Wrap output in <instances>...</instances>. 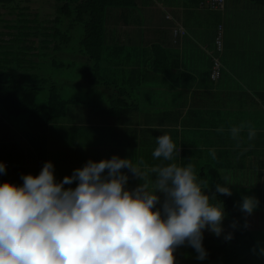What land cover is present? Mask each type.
<instances>
[{"label": "crops", "instance_id": "crops-1", "mask_svg": "<svg viewBox=\"0 0 264 264\" xmlns=\"http://www.w3.org/2000/svg\"><path fill=\"white\" fill-rule=\"evenodd\" d=\"M202 1L137 0L134 7L109 8L101 62L108 77L94 90L90 82L84 96L65 97L71 104L63 117L48 125L43 156L35 153L22 125L0 115V143L15 142L21 151L20 161L6 167L7 180L22 185L23 175H39L47 161L54 164L57 181L88 160L99 162L113 155L156 164V137L165 133L180 150L174 162L193 164L209 192L219 177L241 178V173L261 171L264 10L247 0H225L224 11L203 10ZM180 26L187 34L175 38L173 31ZM220 26L222 76L214 82ZM234 127L240 128L235 138ZM250 128L256 133L252 139ZM138 183L130 178L128 187ZM229 187L239 206L242 198ZM231 224L226 215L225 233H232ZM209 237L223 239L205 230L204 239Z\"/></svg>", "mask_w": 264, "mask_h": 264}, {"label": "clouds", "instance_id": "clouds-1", "mask_svg": "<svg viewBox=\"0 0 264 264\" xmlns=\"http://www.w3.org/2000/svg\"><path fill=\"white\" fill-rule=\"evenodd\" d=\"M239 131L232 129L234 138ZM255 135L250 128L249 139ZM156 143V164L113 155L88 160L57 181L47 161L39 175H23L22 185L0 184V264H177L183 246L195 249L198 260L207 258L205 230L233 239L225 234L227 213L217 199L232 196L230 178L209 192L193 164L174 162L180 150L170 134ZM130 178L139 181L134 188ZM258 206L256 197L245 196L239 208L248 216Z\"/></svg>", "mask_w": 264, "mask_h": 264}, {"label": "trees", "instance_id": "trees-1", "mask_svg": "<svg viewBox=\"0 0 264 264\" xmlns=\"http://www.w3.org/2000/svg\"><path fill=\"white\" fill-rule=\"evenodd\" d=\"M14 1L0 0V9L11 12L18 10L30 12L28 8H20ZM57 1L59 3L57 12L60 16L54 20L41 22V31L38 29L39 26L35 31L28 34L31 38L30 42L32 45H35V48L19 45L20 41H18L17 44L20 51H16L17 54L15 52L17 46L14 48V39L12 37H10V43L9 41H5L9 43L8 46L0 45V108H3L11 116L27 117L25 123L28 129L23 127L21 131L30 141L35 153L39 157L43 156L46 152L48 125L52 121L63 117L71 102L62 97L61 91L55 83H48L49 78L46 80V78L43 79L38 74L30 72L35 69L34 64L30 66L28 62L21 59L28 60L26 57L31 50L38 52L36 53L37 58L40 57L39 51L49 54L62 52L72 42L71 28L80 25L83 31L80 39L82 53L87 57L89 63L92 64L90 70L87 67L83 68L85 70L83 74L85 75L88 72L87 74L90 75L91 79L90 81L89 78L86 80L93 83L97 88L101 85V81L98 80L99 77L97 75H99L98 70L101 68L103 58L106 11L109 8H130L137 5V0ZM247 1L264 10V0ZM13 3L16 5L15 7L11 6ZM22 3H24V0H18V4ZM23 19L20 18V20L16 21V28L24 24ZM60 22L64 23L65 29L62 25L61 29L59 28ZM28 23L35 22L28 21ZM9 35L7 33L6 37ZM33 36H35V39H33ZM58 66L56 65V67ZM45 85H49V89H47V104L43 106L39 103V96L46 89ZM20 154L19 146L15 142L6 141L0 143V162L12 164L19 162ZM5 181H8L6 176L4 174L0 175V184ZM217 182L222 185L224 184V180L220 177L217 179ZM213 184L215 188L216 181H213ZM256 186L258 187V191L260 188V215L264 219V176L258 177ZM217 197L220 201L224 202L227 215L230 217L232 223L236 222L237 226L235 229L232 228L233 239L230 241L225 240L224 236L223 239L209 237L203 240V246L208 253L203 264H242L248 261L249 257L256 251V244L249 227L254 226L250 222L256 221L257 215L251 214L246 216L244 212L240 211L233 194L232 196L217 194ZM246 223L247 227H245ZM227 233L229 232L225 234ZM186 249L192 250L193 248L189 246L181 247L176 254L178 258L181 257V252L183 253ZM254 258L258 259L259 256L255 254ZM179 262L182 264V260L179 261L177 259L178 264ZM194 263L198 264L196 261Z\"/></svg>", "mask_w": 264, "mask_h": 264}, {"label": "rangeland", "instance_id": "rangeland-1", "mask_svg": "<svg viewBox=\"0 0 264 264\" xmlns=\"http://www.w3.org/2000/svg\"><path fill=\"white\" fill-rule=\"evenodd\" d=\"M14 2H16L20 8H28L30 12H21L19 10L16 12H11L0 9V45L8 46L11 40L10 37H12L14 39V48L17 46L15 52L20 51L19 45L35 48V45H32L30 42L31 38L28 34L35 31L39 26L40 27L38 29L41 31V22L58 18L60 16L57 12L59 3L57 0H24V3L22 4H18V0H15ZM11 6L15 7L16 5L13 3ZM108 10L112 9H107V12ZM20 18H24V24H21L18 28H16V21L20 20ZM28 21H33L35 23H28ZM59 25V28L62 26H64V29L66 28L63 22H60ZM71 29L72 42L62 52L49 54L39 51L40 57L37 58L36 53L38 52L31 50L28 52L26 57L28 60L21 59L22 61L28 62L30 66L34 64L35 69L31 70L30 72H34L43 79L46 78V80L49 78L48 83H55V85L60 89L62 97L66 98L80 95L84 96V90L89 87L88 85L90 83L86 79H91V77L89 74H87L88 72H86L85 75L83 74L85 72L83 68L87 67L89 68L88 70H90V67L92 66V64L89 63L87 57L83 55V50L80 46V39L83 34L81 26L76 25ZM7 33L10 34L8 37H6ZM33 39H35V36H33ZM262 40L264 41V37ZM5 41H9V43H6ZM18 41H20L19 45L17 44ZM33 43L35 42L33 41ZM56 65L59 66L56 67ZM98 72V80L103 81L108 77L106 76V73L108 74V72L105 73L102 67L100 70H98ZM44 87L46 89H44V91L39 96V103L43 106L47 104V89H49V85H45ZM90 87L91 89H95L93 88L95 87L93 85ZM0 115L6 117L7 119L16 120L17 123L25 127V129H28V126L25 123L27 117L11 116L6 111H4L3 108H0ZM6 122L9 123L8 120H6ZM259 176H264V167L261 171L256 172V174L254 172L241 173V178H230V182L232 184L231 186L235 189L238 198L252 196L259 200V206L252 213L253 215H257V220L250 222V224H254V226L249 227L253 240L256 244V251L249 257L248 261L242 264H264V219L260 215V188L258 191V187L256 186ZM255 254L259 256L258 259L254 258ZM176 256L179 261L182 260V264H195V261L198 264H203L204 261L197 259V253L193 249H186L183 253L181 252L180 258H178V255Z\"/></svg>", "mask_w": 264, "mask_h": 264}, {"label": "built area", "instance_id": "built-area-1", "mask_svg": "<svg viewBox=\"0 0 264 264\" xmlns=\"http://www.w3.org/2000/svg\"><path fill=\"white\" fill-rule=\"evenodd\" d=\"M203 10L211 11H224L225 9V0H203L199 6ZM187 31L183 27H177L173 31L175 38L180 36H185ZM224 29L223 26H220L215 40L217 55L213 57V67L211 72V79L214 82H218L222 76V62L221 57L224 53ZM8 167L9 163H4Z\"/></svg>", "mask_w": 264, "mask_h": 264}]
</instances>
